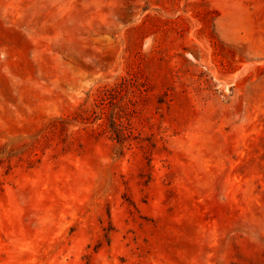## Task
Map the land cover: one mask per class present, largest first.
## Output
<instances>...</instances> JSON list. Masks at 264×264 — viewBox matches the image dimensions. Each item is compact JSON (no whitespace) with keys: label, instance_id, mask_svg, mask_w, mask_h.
Instances as JSON below:
<instances>
[{"label":"rangeland","instance_id":"rangeland-1","mask_svg":"<svg viewBox=\"0 0 264 264\" xmlns=\"http://www.w3.org/2000/svg\"><path fill=\"white\" fill-rule=\"evenodd\" d=\"M0 264H264V0H0Z\"/></svg>","mask_w":264,"mask_h":264}]
</instances>
